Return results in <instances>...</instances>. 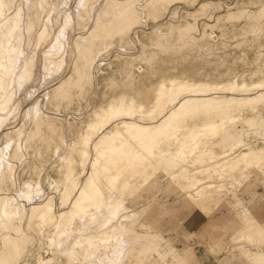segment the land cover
Instances as JSON below:
<instances>
[{
    "label": "rangeland",
    "instance_id": "374dc122",
    "mask_svg": "<svg viewBox=\"0 0 264 264\" xmlns=\"http://www.w3.org/2000/svg\"><path fill=\"white\" fill-rule=\"evenodd\" d=\"M41 1L42 20L38 28L28 34L29 43L25 40L26 30L21 27L23 43L19 55L23 52L24 56L15 63L19 71L28 66L24 77L29 84L23 78L28 86L22 83L23 90L14 87L10 96L13 102L9 97L6 103L8 110L0 109V118H4L0 121V264H104L109 258L108 251L103 252L96 241L84 243L76 237L85 215L95 210L89 201H99L95 199L91 181L101 177L97 167L105 163L95 148V139L101 130L98 128L93 133L92 126L108 118L120 103L148 95L147 86L154 85L161 73L178 70L184 71L180 77L190 79L189 90L176 93L174 105L178 103L181 112L187 110L182 100L186 98L194 99L193 104L196 100L207 101V104L221 100L249 101V97L262 88L245 92L241 87L233 91H219L218 87L227 84L232 76L239 82L244 77L264 78V0H89L86 13L78 11L83 0ZM18 3L23 4L20 9L24 19L28 11L21 0H14L6 13L12 14L19 9ZM60 31L62 35L58 34ZM30 41L32 46H29ZM53 42L61 43L62 47L56 50ZM52 49L55 53L58 51L57 54ZM32 64L35 69L30 67ZM31 69L34 72H29L32 74L29 79ZM53 82L56 83L53 85ZM29 89L37 90L34 93L38 94ZM16 91L22 93L21 98ZM26 97L29 101H24ZM171 107L169 104L151 115L114 114L105 125L149 128L156 126ZM259 110L248 107L242 114L217 125L208 138L216 143H207L203 152H198L196 145L205 144V138L197 143L190 141L183 149L186 153L184 168L182 173L177 172L180 177L174 182L170 181L173 177L168 171L158 170L147 175L132 196L124 192L119 195L123 202L119 217L124 225L121 236L124 247L119 264H150L141 263L136 256L138 251L135 250L141 248V240L129 238L133 232L128 228L129 223L141 208L146 209L144 216L153 209L169 210L172 215L167 230L154 232L155 228L148 226L152 231L148 229L147 234L153 238L142 237L144 243H152L160 249L153 253L154 260L173 261L175 256L177 259L171 264H177L181 253L188 255L193 251L197 256L195 262L189 257L181 264H221L239 252L242 256H236V264H264L260 257L264 255V244L257 240L237 242L215 220L216 216L233 215L254 225L264 222V166L259 168L255 164L257 159L264 157V113ZM250 117L252 121H248ZM165 132V126L153 131L156 135ZM75 148L79 151L70 157ZM7 157L11 159L8 161ZM30 157L37 160L33 164L35 167L27 168V174L21 176L19 166ZM72 174L78 178L77 186L73 181L70 185L75 177ZM53 175L60 178L59 182ZM41 201L44 202L41 204ZM235 202H239V206L232 208ZM206 210L215 211V215L205 216ZM231 220L225 221L231 223Z\"/></svg>",
    "mask_w": 264,
    "mask_h": 264
},
{
    "label": "bare ground",
    "instance_id": "6f19581e",
    "mask_svg": "<svg viewBox=\"0 0 264 264\" xmlns=\"http://www.w3.org/2000/svg\"><path fill=\"white\" fill-rule=\"evenodd\" d=\"M18 1L20 2V0H18ZM22 1L25 3L24 5L27 8L25 10L28 11V14H27L26 18H24V19L21 16L22 13H21V9H20V7H22L23 4L18 3V4H20V6H18L19 9H16L15 12L12 13V14H7L6 13L7 8L11 5L12 2H14V0H0V109L1 110L3 108H6V103H8L7 100H9L8 98L10 96L12 97V93H14L13 92L14 91L13 90L14 87L20 88V90L22 89L23 85L21 86V84L23 83V78H24V80L26 78V77H24V71L28 70L27 69L28 66H27L26 70H24V71H19L18 67L16 66V64H18V62H19V61H17V60H19L18 58L19 57L21 58V55H23V52H21V55H19L20 54L19 49H20L21 43H23V41H22L23 40V34H22V31H21L22 30L21 27L23 26L25 28V30H26L25 31L26 32L25 35L27 36V39H25L26 37L24 39L26 41L28 40L27 43H29L28 34L31 33V31L39 24V21L41 19V13H42L41 11H42V8H43V5H41V2H42L41 0H21V2ZM93 1L94 0H92V2ZM95 1H97V0H95ZM46 3H48V2H46ZM88 3H90L89 0H83L82 6H81L82 8H78V9H81V10H78V11L86 13L87 12L86 6L88 5ZM94 3L92 5H94ZM16 8H17V6H16ZM91 8H92V6H91ZM44 10H45V8H44ZM73 10L74 9H72V11ZM46 11H47V9H46ZM71 13H74V12H71ZM64 14H66V13H64ZM76 15L78 16V14H76ZM50 16H51V14H50ZM77 16H76V18H77ZM97 16H98V14H97ZM69 17H71V16H69ZM76 18H75V21H76ZM58 20L60 21V18H58ZM109 22H106V24H108ZM111 22H112V20H111ZM68 23L67 24L65 23V25H70ZM70 23H71V20H70ZM49 24H50V22H49ZM63 24H64V22L62 23V25ZM104 25H105V23H104ZM44 27H46V26H44ZM36 28H38V27H36ZM64 28H63V30H65ZM41 29H43V28H41ZM61 30H62V28H61ZM46 32L47 31H45V33L43 32L44 35L46 34ZM58 34L62 35V31H60V33H58ZM42 35L43 34H41V36ZM38 36H40V34ZM30 37H33V36H30ZM37 39H38V37H37ZM59 39H61L60 35H59ZM62 39H64V38L62 37ZM26 41H24V42H26ZM56 41H58V40H56ZM60 41L62 42V40H60ZM35 43H38V41L37 42L35 41ZM53 43L55 44V47L57 46L56 50H58L59 48L62 47L61 43H55V42H53ZM53 43H52V45H53ZM30 44L31 45H29V46H32L31 41H30ZM33 45H35V44H33ZM25 46H23V47H25ZM37 47H38V45H37ZM26 48H27V46H26ZM35 48H36V46H35ZM50 48H51V46L49 47V49ZM52 48H54V47H52ZM42 52L40 54H42ZM52 52L54 54H57L58 51L55 53V50H53ZM46 54H44V55H46ZM50 54L51 53H49V55ZM28 59H30V57H28ZM52 59H54V58H52ZM44 60H47V59H44ZM29 61H31V60H29ZM26 62L25 63L22 62V63H24V66L26 65ZM33 64H34V62H33ZM33 64L30 65V67L32 66V68L35 69V67H34L35 65L33 66ZM222 67H224V66H222ZM42 68H44V65H43ZM33 70L32 69L29 70L28 73L30 71H33ZM40 73H41V71H40ZM181 74L183 75L184 71L178 70V71H175V72H172V73H169V72L161 73L159 78H158V80L156 81V83L154 85L151 84V85L147 86V88L149 90L148 91L149 92L148 95H142L139 99L137 98V99H135V100H133L131 102H128V103H124V102L120 103V105L117 107V109L112 110V112H111V114H110V116L108 118L106 117V119L104 118V119L98 121L99 125L97 124V125H93L92 126L93 133L98 128H100V130H101V132L98 134V136L95 139L96 140L95 141V148L97 149L98 157H102L104 159L105 163L103 162L102 164H100L101 166L97 167V170H99L101 172V177L98 180H95V179L92 178V181H91V187H92V190H93V194L95 195V199H98L99 201L97 202V201L92 200V199L89 201L90 204H94L92 206H94L95 210L93 212L87 213L85 215V217L83 218V222H81L82 223V229L76 235V237L80 238V240H83L81 242H84V243L96 241V242L99 243V245H101V247H102L101 250H103V252L104 251H108L109 258H108V261H106L104 264H119V262H120L119 259L122 256L124 243H123V238L121 236H122V232L124 231L123 230L124 229V225L120 222L121 218L119 217V210L123 206V202L119 198L120 197L119 195L121 193L124 192L126 196H132V194H134L136 191H138V189H140V187L142 185V182H143V179L147 175L151 174L152 172L158 171V170H160V171H168V173H170L172 175V177H173V179L170 178V181L174 182V180L178 179L177 177H180V175H178L177 172L180 171L182 173V169L184 168L183 159H184V156L186 155V153H185V151H183V149L185 148V146L189 145L190 141H193V142L197 143V140H199L200 138H205L207 140V141H205V144L202 143L200 145H196L197 151L198 152H203L207 143L211 142L213 145L216 143L214 139H208V138H209V136L211 138V135L217 129V125H220L224 121L229 120L232 117H235L237 114H242L244 111L247 110L248 107L253 108V109H260L259 111L264 113V90H263L264 89V78L259 79V80H251L248 77H244L242 79V81L239 82L238 79L236 77H233V76L230 79V81L227 84H225L224 86H222L223 84H220L222 87L221 86L218 87V85L214 84V87L215 86L218 87L219 91H222V90L223 91L224 90L225 91L226 90L233 91L235 89H238L239 87H241V89L244 90L245 92L246 91H253L256 88H262V90H260V91H258L256 93H253L249 97V101L243 102V103H233V102L230 103V101H228V100H221V101H215V102L213 101L211 104H209L210 102H208V104H207L206 103L207 101L206 102H202L201 100H198V101L196 100V101H194L195 104H193L192 100H194V99H192V100H190L188 98L182 99V100L185 101V103L187 105V110L185 112H181V111H179L178 103H176L174 105V103L176 101V93L179 90H189V84H188L189 82H188V80H190V79H188L189 77L186 78V79L180 77V76H182ZM27 75L28 74H26L25 76H27ZM29 75H28L27 78L30 77L29 79H31L32 74L29 73ZM33 75H34V73H33ZM53 75H55V74H53ZM50 76H51V74H50ZM62 76H64V75H62ZM196 76H197V74H196ZM214 76H217V75H214ZM252 76H256V75H252ZM204 77H206V75ZM204 77H202V78H204ZM216 78H218V77H216ZM29 79H27V80H29ZM32 80H33V78H32ZM58 81H61V78ZM213 82H216V81H213ZM27 83L29 84V82H27ZM55 83L53 82V85ZM24 85L28 86L27 84H24ZM51 85L52 84H50L49 86H51ZM210 85H212V84H210ZM26 86H25V88H28ZM49 86H46V87L49 88ZM206 86H205V88H206ZM200 87H202V85H200ZM200 87H198L197 89H199ZM212 87H213V85H212ZM35 89H38V88H35ZM47 89H45V91L49 90V89L48 90ZM194 89H195V87H194ZM215 89H217V88H215ZM32 90L29 89V91H31V92H32ZM34 90H33L32 93H34ZM200 90H202V89H200ZM26 91H24V93H26ZM35 91H37V90H35ZM204 93H206V92H204ZM18 94H20V91H19ZM21 94H20V98L22 97ZM34 94L36 95L38 93L35 92ZM23 95H25V94H23ZM13 96H15V95L13 94ZM11 97H10V101L13 100ZM30 97L32 98L33 95L30 96ZM43 97L45 99L46 96H43ZM26 99L28 100V98L26 97L24 99V101ZM36 99L38 100L39 98L37 97ZM40 100H42V99H40ZM28 101H26V102H28ZM35 102L37 103L36 100H35ZM169 104L172 107L170 108V110L168 109L169 111L166 112L165 116L158 121L159 123L156 124V126L154 124L153 126H151L149 128H144V127H141L139 125H127V124H124V125H110V126L105 125L108 122L109 119H112L110 117L112 115H114V114H115V116H116V114H118L120 116L121 115H128V116H133V117H134V115H151L153 113L160 112L164 107L168 106ZM179 104H180V102H179ZM182 108H186V107H182ZM6 109H4V111ZM11 109H12V107H11ZM13 110H15L14 107H13ZM2 112L3 111H1V113ZM20 112L21 111H19V113ZM4 117H6V116H4ZM1 118H0V121L4 120V118H2V119ZM252 119L253 118L250 117V118H248V121H252ZM133 121H135V120H133ZM0 123H2V122H0ZM131 123H133V122H131ZM45 124H46V122H45ZM113 124H115V123L113 122ZM196 125H198V126H196ZM161 126H165L166 127V132H165L164 135H162V134L156 135L155 133H153V131H156ZM1 128H2V126H1ZM2 134L3 133H1V135ZM80 135H82V134H80ZM44 136L45 135H43V137ZM234 139L236 140V138H234ZM82 142H84V141H82ZM41 143H43V142H41ZM37 147H38V145H37ZM27 149L31 150L29 147ZM78 149L77 148L73 149L74 151H71L72 152V154H71L72 156H70V157H73V153L76 152V151H79ZM23 155H25V153H23ZM7 156H9V155H7ZM33 158H34V156H33ZM36 158H37V156H36ZM1 159H3V158H1ZM5 159H6V156H5ZM10 159H8V157H7L8 161ZM25 160H23V161H25ZM35 161H37V160H33L31 158V159L26 160L24 163L21 164V166H19V167H21V174H22L21 176L24 175L26 170H28L27 168L31 167L34 164ZM11 162H13V161H11ZM37 164H38V162L36 163V165ZM211 164H213V163H211ZM255 164L259 168H261V166H264V157L257 159L255 161ZM73 165H75V164H73ZM206 166H208V165H206ZM33 167H35V166L33 165ZM1 168L2 167H0V170H1ZM31 168H29V169H31ZM199 169L201 170V168H199ZM33 170H34V168H33ZM76 170H78V168ZM196 170H198V169H196ZM25 174H27V173H25ZM50 176H51V174H50ZM53 176H54V179L59 182L60 178L57 177L56 175H53ZM73 176H75V175H73ZM21 178L24 179L23 177H21ZM21 178H19V179L22 180ZM66 178H67V176L65 177V179ZM167 178H169V177H167ZM20 180H19V182H21V185H22V181H20ZM55 180H52V181H55ZM71 181H73L75 186H77L79 184L78 183V178L76 176L73 177L72 180H70V185H71ZM67 184H69V182ZM54 185H52V186H54ZM18 186H19V188L21 187L20 184ZM61 187H62V185H61ZM11 192H9V193H11ZM19 192H20V190H19ZM80 192H84L85 193V191H82V190ZM16 193H17V191H16ZM13 194H15L14 191H13ZM21 195H22V193H21ZM62 196H63V194H62ZM11 197H13V196H11ZM63 197H61V198L63 199ZM16 198H18V197H16ZM67 199H69V198H67ZM71 200L72 199H70V201ZM60 201H61V199H60ZM170 201H172V199ZM42 202H44V201H41V204H42ZM165 203L167 204V202H165ZM238 203L236 204V202H235V204H234V206H232V208H234V207L237 208V206H239ZM62 205H64V204H62ZM65 205H66V202H65ZM160 205L162 206V204H160ZM35 206H36V204H35ZM68 206L69 205H67V207ZM156 208H158V207H156ZM129 210H130V208H129ZM145 210H146L145 208H141L137 213L135 212L137 217L133 221H131L129 223V226H128V228L129 229L132 228V231H133L130 234L129 238L131 240H134V239H137V238L139 240H141V243H140L141 248L139 250H135L136 252L138 251L136 256L139 257V260L141 261V263L149 262L150 264H171L172 260H165V261L164 260H154L153 259V253L155 252V250L157 248L152 243H144L143 240H142V237L149 236L147 234V232L149 231L148 229H150V228H148V226H150L152 228H155L154 232L156 230H159V231L160 230L161 231L162 230L163 231L167 230V228L171 224L170 221H171V216L172 215H170L169 210L154 211V209H153L150 213H148L147 215L144 216V214H145L144 211ZM28 211H29V209H28ZM214 212L215 211H207L206 210V211H204V215L205 216H209L210 214H214ZM23 213H24V211H23ZM46 213L47 212H45V215H46ZM34 214H36V213H34ZM228 218L232 219L231 223H226L225 220L228 219ZM140 220H141V222L139 223ZM215 220H216V222L219 221L222 224L223 231L225 233H227V235H229V237L233 238L237 242H242L244 240H251V241L257 240V241H260L262 244H264V230L262 228V227H264V222L259 224V225H254L253 223H250V222H243L240 218L235 217L233 215H231L230 217H228V216H226V217L225 216H221V217L216 216ZM215 220H213V221H215ZM31 221H33V219ZM34 223H33V225H34ZM28 226H29V224H28ZM125 229H126V227H125ZM150 230L152 231V229H150ZM4 234H5V232H4ZM72 237L74 239H76L74 236H72ZM152 238H153V236H149V239H152ZM193 246L190 247V248L192 249ZM62 247H63V245H62ZM134 249H131V250H133L132 252H134ZM157 250L159 251L160 249H157ZM166 253H167V251H166ZM164 255H165V253H164ZM237 255L242 256V254L241 253L239 254V252L235 253L231 259H224L223 261L221 260L222 261L221 264H236V260L235 259H236ZM263 256L264 255H261L260 257L264 261V257ZM180 257H182V258L180 259L179 263H177V264H181L185 259H188L189 257L191 258V261L193 263L195 262L194 260L197 259V256H196V254L193 251H191L188 255L184 254V253L183 254L181 253ZM173 259L175 260V259H177V257L174 256ZM174 260L172 262H174ZM96 261H97V259H96ZM132 261H134V260H132Z\"/></svg>",
    "mask_w": 264,
    "mask_h": 264
}]
</instances>
